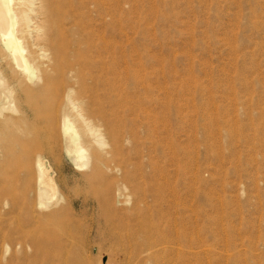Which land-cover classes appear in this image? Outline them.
Here are the masks:
<instances>
[{
	"label": "rangeland",
	"instance_id": "obj_1",
	"mask_svg": "<svg viewBox=\"0 0 264 264\" xmlns=\"http://www.w3.org/2000/svg\"><path fill=\"white\" fill-rule=\"evenodd\" d=\"M116 24L129 65L117 96L127 102L106 151L122 170L103 167L102 207L84 206V169L58 160L66 197L82 200L64 208L82 225L70 263L189 264L192 250V264H264V0H116ZM3 171L0 264H37L14 245L30 238L31 193ZM125 179L131 202L116 203ZM149 187L161 195L141 199ZM90 217L98 234L87 235Z\"/></svg>",
	"mask_w": 264,
	"mask_h": 264
},
{
	"label": "bare ground",
	"instance_id": "obj_2",
	"mask_svg": "<svg viewBox=\"0 0 264 264\" xmlns=\"http://www.w3.org/2000/svg\"><path fill=\"white\" fill-rule=\"evenodd\" d=\"M117 31L116 0H0V165L2 174L11 173L8 182L15 179L31 193L25 201L30 238L14 245L33 254L35 263L71 264L80 247L75 236L82 225L64 208L82 200L66 197L64 168L57 163L63 154L84 169L82 181L90 188L84 206L95 201L102 207L103 167L122 170L108 163L106 151V129L113 130L118 108L127 102L117 96L118 70L129 68L128 46L118 43ZM18 169L23 176L16 175ZM130 181L120 182L116 203L131 202ZM154 189L140 198L161 195V188ZM87 224V235L100 232V221L96 225L90 217ZM63 235L65 240L56 237ZM188 253L192 264L193 251Z\"/></svg>",
	"mask_w": 264,
	"mask_h": 264
}]
</instances>
